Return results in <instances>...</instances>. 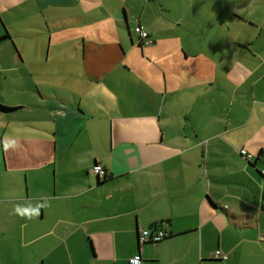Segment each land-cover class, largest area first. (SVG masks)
I'll use <instances>...</instances> for the list:
<instances>
[{"label": "crops", "instance_id": "crops-1", "mask_svg": "<svg viewBox=\"0 0 264 264\" xmlns=\"http://www.w3.org/2000/svg\"><path fill=\"white\" fill-rule=\"evenodd\" d=\"M0 39V264H264V0H0Z\"/></svg>", "mask_w": 264, "mask_h": 264}, {"label": "built area", "instance_id": "built-area-1", "mask_svg": "<svg viewBox=\"0 0 264 264\" xmlns=\"http://www.w3.org/2000/svg\"><path fill=\"white\" fill-rule=\"evenodd\" d=\"M133 34L138 37L139 41L144 44L148 45L151 43L149 40V36L147 32L141 27L140 25H136L133 29ZM239 155L244 158L246 161H251V155L247 154L244 150H240ZM91 173L96 176L98 179H106L107 173L106 171L99 165H95L91 169ZM168 236V233L166 231L162 230H156V231H150V230H141L138 233L137 236V242L138 245H143L145 243H158L162 241L164 238ZM215 258L226 260V256L223 255L220 251L215 252ZM129 264H141V257L140 255H136L129 259Z\"/></svg>", "mask_w": 264, "mask_h": 264}, {"label": "clouds", "instance_id": "clouds-1", "mask_svg": "<svg viewBox=\"0 0 264 264\" xmlns=\"http://www.w3.org/2000/svg\"><path fill=\"white\" fill-rule=\"evenodd\" d=\"M16 146H17V144H16L15 140L6 139L3 143V147H4L5 151H7L10 148L14 149ZM47 206H48L47 203H45L43 205L37 204L36 207H32L31 205H29L28 207L17 206L15 209V212L22 217L26 216L28 219H32L33 217L40 215V208L41 207H47Z\"/></svg>", "mask_w": 264, "mask_h": 264}, {"label": "rangeland", "instance_id": "rangeland-1", "mask_svg": "<svg viewBox=\"0 0 264 264\" xmlns=\"http://www.w3.org/2000/svg\"><path fill=\"white\" fill-rule=\"evenodd\" d=\"M257 19V18H256ZM258 20V19H257ZM0 107H3L2 105H0ZM5 115V116H3ZM18 117L21 116V113L20 114H17ZM14 116L10 117V114H6V113H0V125L1 124H4L8 121H10V119H12Z\"/></svg>", "mask_w": 264, "mask_h": 264}, {"label": "trees", "instance_id": "trees-1", "mask_svg": "<svg viewBox=\"0 0 264 264\" xmlns=\"http://www.w3.org/2000/svg\"><path fill=\"white\" fill-rule=\"evenodd\" d=\"M3 38H5V36L4 37H2L1 39H3ZM0 39V40H1ZM0 109L1 110H3V111H5V112H8V111H10V110H12L11 108H7V107H0ZM247 162H249V161H247ZM108 177V176H107ZM107 179V178H106ZM105 180V179H104ZM146 230H149V229H146ZM151 231V230H150ZM156 231V230H155ZM138 236V235H137Z\"/></svg>", "mask_w": 264, "mask_h": 264}, {"label": "flooded vegetation", "instance_id": "flooded-vegetation-1", "mask_svg": "<svg viewBox=\"0 0 264 264\" xmlns=\"http://www.w3.org/2000/svg\"><path fill=\"white\" fill-rule=\"evenodd\" d=\"M139 40V39H138Z\"/></svg>", "mask_w": 264, "mask_h": 264}]
</instances>
